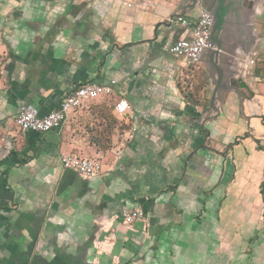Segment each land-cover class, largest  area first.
Wrapping results in <instances>:
<instances>
[{"label": "crops", "instance_id": "crops-1", "mask_svg": "<svg viewBox=\"0 0 264 264\" xmlns=\"http://www.w3.org/2000/svg\"><path fill=\"white\" fill-rule=\"evenodd\" d=\"M178 5L0 0V264H264V0L222 12L216 63L248 88L216 99L213 51L196 67L169 53L202 13ZM112 81L111 97L59 130L14 123L22 105L45 116L78 86ZM120 99L134 122L117 117ZM61 155L98 159L105 171L83 178ZM129 208L144 219L126 233ZM127 235L133 247L117 242Z\"/></svg>", "mask_w": 264, "mask_h": 264}, {"label": "built area", "instance_id": "built-area-1", "mask_svg": "<svg viewBox=\"0 0 264 264\" xmlns=\"http://www.w3.org/2000/svg\"><path fill=\"white\" fill-rule=\"evenodd\" d=\"M140 8H149L150 3L140 2ZM177 21L182 26H188V22L179 17ZM214 26V19L210 13L202 12L195 25L191 29L189 40H179L169 49V53L185 61L187 67H196L201 63L204 52L214 49L211 41V34ZM254 65V61L250 62ZM251 73V69L248 70ZM254 80V77H253ZM115 81L108 84L85 83L78 86L73 92L68 94L58 105V107L45 116H40L38 110L31 105L19 107L15 118V125L24 132H35L45 134L52 130L61 129L70 115L85 105L103 97H111L114 94ZM114 111L118 118L134 122L136 114L130 104L124 100H118L114 105ZM136 127H132L127 136V142L134 138ZM118 150V155L122 154ZM60 164L63 169L71 170L83 178L100 177L105 169L98 159H85L77 155H61ZM144 219V212L140 208H129L124 214V228L131 231L132 227Z\"/></svg>", "mask_w": 264, "mask_h": 264}, {"label": "water", "instance_id": "water-1", "mask_svg": "<svg viewBox=\"0 0 264 264\" xmlns=\"http://www.w3.org/2000/svg\"><path fill=\"white\" fill-rule=\"evenodd\" d=\"M178 8L181 9L182 13L184 15H188L191 13H194L196 11H202V12H207L210 13L213 16L214 19V26L211 34V41L214 44V49L211 50L214 53L213 57V65L218 71V82L216 84V89H215V98L216 99V94L218 93L219 89L222 92H235L237 94H240V92L244 89H247L248 87L246 86L245 83L241 82V80L235 79L237 76L234 72L230 75H225L223 71L222 66H218V63H216V57H218V54H221V44L219 43L217 39V33L220 31V28L222 27V12L224 10H227V5H226V0H179V5ZM187 12V13H186ZM179 18V17H178ZM238 77V76H237ZM236 77V78H237ZM212 107V105H211Z\"/></svg>", "mask_w": 264, "mask_h": 264}, {"label": "rangeland", "instance_id": "rangeland-1", "mask_svg": "<svg viewBox=\"0 0 264 264\" xmlns=\"http://www.w3.org/2000/svg\"><path fill=\"white\" fill-rule=\"evenodd\" d=\"M206 82L207 80L204 79V76L203 75H199L197 76V87L201 88V89H204L206 87ZM208 84V83H207ZM110 125H115L117 126L119 129H124L123 127H127V126H122L123 122H121L119 119L117 118H110ZM111 131V130H110ZM103 133H106V132H103ZM106 135V134H105ZM103 135V136H105ZM103 136H92V141L95 142V145L98 146L99 148L101 149H108L110 144L104 142V144L101 142V140L103 139L102 137ZM125 232H129L127 230H125ZM115 241V240H114ZM121 241V247H133V245L131 244H134L136 242V237H131L130 235H127L125 239L123 240H119L117 239V242ZM123 241V243H122ZM115 242V243H117ZM105 262L108 263V264H113L114 263V256L112 257H106L105 259Z\"/></svg>", "mask_w": 264, "mask_h": 264}, {"label": "flooded vegetation", "instance_id": "flooded-vegetation-1", "mask_svg": "<svg viewBox=\"0 0 264 264\" xmlns=\"http://www.w3.org/2000/svg\"><path fill=\"white\" fill-rule=\"evenodd\" d=\"M237 2H238V0H233V2H227L228 3L227 4V10L230 11V10L236 9L237 8ZM240 7H241V5H240Z\"/></svg>", "mask_w": 264, "mask_h": 264}, {"label": "bare ground", "instance_id": "bare-ground-1", "mask_svg": "<svg viewBox=\"0 0 264 264\" xmlns=\"http://www.w3.org/2000/svg\"><path fill=\"white\" fill-rule=\"evenodd\" d=\"M260 4V3H259ZM259 7V6H258ZM252 14V13H251Z\"/></svg>", "mask_w": 264, "mask_h": 264}]
</instances>
